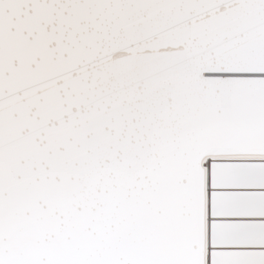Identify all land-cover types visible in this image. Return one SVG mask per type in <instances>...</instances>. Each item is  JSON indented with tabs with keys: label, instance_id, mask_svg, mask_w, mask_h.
<instances>
[{
	"label": "snow or ice",
	"instance_id": "obj_1",
	"mask_svg": "<svg viewBox=\"0 0 264 264\" xmlns=\"http://www.w3.org/2000/svg\"><path fill=\"white\" fill-rule=\"evenodd\" d=\"M0 264H264V0H0Z\"/></svg>",
	"mask_w": 264,
	"mask_h": 264
}]
</instances>
